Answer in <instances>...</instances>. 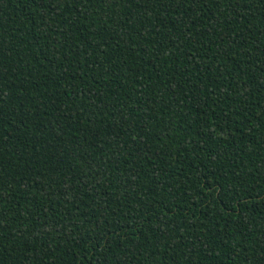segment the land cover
Returning a JSON list of instances; mask_svg holds the SVG:
<instances>
[{"label": "trees", "instance_id": "obj_1", "mask_svg": "<svg viewBox=\"0 0 264 264\" xmlns=\"http://www.w3.org/2000/svg\"><path fill=\"white\" fill-rule=\"evenodd\" d=\"M0 264H264V0H0Z\"/></svg>", "mask_w": 264, "mask_h": 264}]
</instances>
